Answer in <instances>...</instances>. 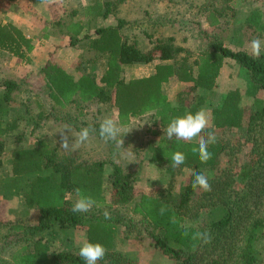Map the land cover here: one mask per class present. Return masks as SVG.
<instances>
[{"label":"trees","instance_id":"16d2710c","mask_svg":"<svg viewBox=\"0 0 264 264\" xmlns=\"http://www.w3.org/2000/svg\"><path fill=\"white\" fill-rule=\"evenodd\" d=\"M15 1L0 0V7L5 2ZM158 1L175 4L178 0ZM206 9L204 5L200 11L204 13ZM217 11L206 14L210 24L218 23ZM245 23L262 33V11L250 12ZM121 26L122 21H118L115 26L98 28L95 38L88 37V50L101 53L105 58V69L98 80L94 60L89 62V69L82 68V74L75 77L49 59L39 71L43 83L41 91L55 107L79 108L75 118H55L78 131L83 128L77 126L84 114L80 108L83 104L111 105L117 110L116 119L120 126L128 124L132 117L152 113L153 124L162 129L163 135L147 147L150 163L156 168L164 167L171 175L186 168L189 170L187 181L176 196L170 191H161L156 196L138 191L135 175L114 161L112 152H116L118 141L106 140L112 152H108L107 158L90 163L59 155L42 139H36L28 147H15L10 152V177L6 189L19 190L25 207L34 208L36 216L25 223L0 218V264H85L78 251L55 250L47 238L56 234L58 229L75 227L86 229L87 241L98 242L106 248L105 258L98 264H140L113 249L115 218L105 219L102 212L103 208L128 205H131L132 225L148 235L154 247L162 253L165 264H264V51L254 59L246 49L232 50L222 40L210 39L201 31L205 43L195 51L175 46L172 37L152 39L147 36L151 48L143 52L134 41L119 34ZM72 29L75 35L79 34L77 24L74 23ZM32 40L16 25L0 21V51L28 62V54L33 49ZM154 59L164 63L156 65L153 74L128 81L121 78L122 65L147 63ZM228 59L245 69L248 95L252 101L247 107L242 106L241 90L226 91L211 109V126L203 135L206 139L208 132L243 131L249 150L246 160L237 165V171H234L235 163L230 161L208 179L211 191L202 190L197 196L198 188L194 190L192 187L193 174L215 170L220 156H233L234 150L239 151L240 144L230 150L229 144L216 136V142L208 148L212 158L202 163L198 154L192 153L199 140L186 142L173 138L170 141L164 129L173 118L194 114L201 109L204 97L192 103L185 96L198 90L201 93L211 91L220 76L223 61ZM171 77L187 85L172 104L161 89ZM20 83L11 79L0 83L1 117L9 114V108L15 102L13 93L20 89ZM44 116L41 111L38 122ZM80 124L88 128L91 135L102 138L100 124ZM18 127L15 119L5 123L0 119V167L6 149L20 138L22 128ZM156 133L152 131L151 135ZM118 138L124 145L130 143L127 136ZM176 151L184 153L186 161L173 168L171 156ZM76 188L93 197L100 207L87 213H73L74 196L65 197ZM11 196L5 195L4 198ZM162 206L167 208L163 215L160 214ZM173 216L175 222L171 220ZM204 231L211 233L210 244L191 239L195 232ZM4 253L8 258L2 257Z\"/></svg>","mask_w":264,"mask_h":264},{"label":"rangeland","instance_id":"374dc122","mask_svg":"<svg viewBox=\"0 0 264 264\" xmlns=\"http://www.w3.org/2000/svg\"><path fill=\"white\" fill-rule=\"evenodd\" d=\"M211 0H181V6H185L183 29L185 31L182 37L183 41L181 43L184 45L188 43L190 46H197L200 43L201 38L198 37L197 30H199V20L200 17L196 13V7L198 4L208 3ZM262 1V2H261ZM219 3V1H216ZM221 4H224V0H220ZM70 2L60 0L56 2L53 7L48 9L49 17L53 21H49L46 24L48 29H51L56 36H58V28L56 26L59 24V19L65 14V5ZM250 8L256 7L261 8L264 12V0L247 1ZM195 5V9L193 6ZM264 16V15H263ZM3 14L0 13V18ZM201 21V20H200ZM198 22V24H196ZM191 26V27H190ZM207 31V29H206ZM211 31V30H210ZM256 35V36H255ZM250 33V40L253 38H260L264 40V31L262 33ZM61 43V42H60ZM59 43V41L52 42V47L50 50L45 52L40 50L39 54L43 55V61H57L60 64H65L64 61H69V55H65L66 51L64 47ZM187 44V47H190ZM186 46V45H184ZM249 51V49H247ZM44 51V52H43ZM47 53V54H46ZM38 55V54H37ZM36 55V56H37ZM11 56L0 51V83L4 80H17L20 81V89L13 93L15 97V102L9 108V114L6 117H1L0 119L3 123L12 122L14 119L17 120L19 128H22L20 132V138L17 142L12 143L9 148L6 149L5 153L2 155L4 165L0 168V218L6 217L10 221H23L25 218H35L36 211L26 210L23 207V198L20 197L18 193L19 190L13 188L6 189L9 172H10V152L15 147H28L31 146L36 139H42L47 142L51 147H54L59 154L62 155H73L81 160H86L88 162L92 160H97L100 158H106V154L112 150L108 147V143L105 139L97 137L96 134H90L89 138L80 142L78 138V133L80 131L75 130V128L56 120V117L68 116L75 118L79 108L76 106H69V108L60 109L50 104V101L41 91L43 88L42 80L39 78L29 77L30 63L24 64L19 60H11ZM74 58V56H73ZM79 59V60H78ZM91 56H88L87 52L84 55L77 56V60L81 64L85 61L88 62ZM227 61H230L228 59ZM86 62L84 67L87 68ZM237 68V66H236ZM242 69V68H241ZM243 70V69H242ZM244 71V70H243ZM138 73V74H142ZM240 73V72H239ZM241 74V73H240ZM243 76V75H242ZM244 79V78H242ZM217 83V84H216ZM242 93L241 105L247 107L252 101L251 95H248L247 84L243 80H238L235 82ZM216 85V86H215ZM215 87L205 93L201 91H194L185 96L187 101L196 103L198 99L202 96L204 97V104L201 108L206 109L209 117V127L211 126V109L215 107L223 96V93L227 91L229 86L234 85V81H228L226 74H221L220 79L215 82ZM186 84H179L177 82L168 83L164 85V89L169 96H171L173 103H176L178 94L186 90ZM2 88L0 86V92ZM81 112L83 116L78 120L77 126L85 128L80 123L85 124H101L105 118H113L115 121V114L112 112V106L103 105L93 102L90 104H83L81 107ZM101 109V111L99 110ZM43 112L45 116L38 122L37 116L40 112ZM247 114V110H245ZM103 114V116H102ZM136 121V120H135ZM38 122V123H36ZM135 123V124H134ZM82 128V129H83ZM156 131V135L152 136L151 132ZM162 129L158 125L153 124L152 113H147L141 116L137 123L133 122L127 127H121L120 135H126L130 141L127 145L120 143V138H118V148L115 149L116 152H112L117 158H114L115 162H118L125 166L128 171L132 172L136 177V189L140 192H144L151 196H156L161 191H170L176 196V193L183 187L188 179L189 170L186 168H181L174 172L173 175L167 173L164 167L158 166L157 168L150 164L149 158H142L143 153L149 155L147 147L158 141L159 137L163 135ZM17 133V132H16ZM128 134L133 137L128 138ZM218 139L226 142L234 150L235 147L240 144V149L234 150L233 156H220L219 166L213 171H205L204 175L211 179L218 171L223 167L229 165L232 161L235 163L236 167L234 171H237V165L242 164L246 158V152L249 150V143L246 141V137L243 131L235 130L232 132H221L216 133ZM61 137L66 138L67 145L65 146L61 142ZM199 137L193 141H198ZM9 142V139L7 140ZM227 152V151H226ZM136 155V156H135ZM139 157V158H138ZM202 192L201 189H197V196ZM5 195H12L11 198H4ZM107 195V194H106ZM131 205L128 206H113L110 208H103L102 212L105 211L110 213V216L115 218L116 234L113 239V249L122 253L126 257L135 259L140 264H165L164 257L160 250L154 247L152 241L149 239L148 235L138 227H134L132 214L130 213ZM128 222V223H125ZM69 239H64L58 237L56 241H51L53 248L55 250H66V251H79L80 246L83 243V237H79L77 234H70ZM108 235L105 234V238ZM2 257L8 258L7 254H3Z\"/></svg>","mask_w":264,"mask_h":264},{"label":"crops","instance_id":"0c3cea01","mask_svg":"<svg viewBox=\"0 0 264 264\" xmlns=\"http://www.w3.org/2000/svg\"><path fill=\"white\" fill-rule=\"evenodd\" d=\"M58 1L60 0L35 3L31 0H17L15 2H5L0 7V13L3 14V17L0 18V21L2 23H12L16 25L23 31V33L27 37H31L33 39V49L28 54V62L10 57L11 60H19L24 64L30 63L31 73L28 74L29 77L39 78V71L44 65L49 63V61H43V55L39 54L40 50L48 52L52 47L51 43L59 41V43L61 42L60 44L66 51L65 55H69V61H64V65L58 63L57 61L54 62L62 67L66 72L77 77V75L82 74V68H84V64L86 62L85 61L81 64L79 61H76L77 56L79 57L86 54L87 52L88 56H91V59L86 62V65L88 66L91 60L95 61L94 72L96 75V80H98L102 76L105 69V58L101 53L88 50V37L95 38L97 36L95 34V31L98 28L115 26L118 24V21H122V26L118 30L119 34L123 38H128L131 41H134L137 48L143 52L151 48V43L147 36H151L152 39H165L168 37H172L175 46L195 51L197 50V48H200V45L202 43H205L206 38H204V35L200 34L201 31L210 39L217 37L219 40H222L224 45L232 50L243 48L246 50L249 49V51H247L250 52V33H253L255 35L256 31L253 27H249L246 25L245 19L250 12H253L255 10H261L262 15H264V12L260 7L250 8L247 3L248 0H224L223 5L221 4L220 0H211L208 3L198 4L196 7V13H198L201 21L199 20L200 23L198 25L199 30H197V35L201 38V40L196 47H193L188 43L184 44L186 46L181 43V41H183L182 37L185 34V31L182 27L184 20L183 10L185 6H181L182 4H178L181 0H178L175 4H170L166 1L158 0H64L70 3L65 5V8H67V10H64L65 14L61 19H59V24L56 25L59 26L58 36H56L51 29H48V27H46V24L49 21H53L51 17H49L50 10L48 11V9L50 7H53V5ZM216 1H219V3H217ZM204 5L207 6V9L205 10L206 12L202 13L200 9H202ZM193 8L195 9V5L193 6ZM216 10H218L216 14L218 23L210 24V21L209 19H207L208 16L206 14H209L210 12H214ZM62 23H64L66 26H60V24ZM74 23L80 27V32L77 35L74 34L72 29ZM196 24H198V22ZM45 34H47L48 36H45ZM85 36H87V38H83ZM187 44L190 47H187ZM161 63L164 62L158 59H154L153 61L147 63H133L122 65L121 78L124 81H128L133 78L147 77L153 74L156 65ZM242 69L231 60L223 61V65L220 70V76L224 72L229 82L234 81V85L229 86L227 91L235 88L239 89V86H237V84L235 83L238 80H243L245 84L248 83L246 71L245 69H243L244 71ZM141 72L143 73L138 74ZM220 76L218 77V79H220ZM218 79L216 80V82L218 81ZM173 81L174 83L177 82V85L183 84L177 81L175 77H171L166 83H163L161 86L163 94L166 96L167 101L171 104L173 103L171 98L172 95L169 96L168 93H166L164 85L172 83ZM99 106L103 105L99 104ZM99 110L101 111L100 108ZM112 110L116 118L117 110L114 107H112ZM140 117H132L129 119L128 124L120 127H127L133 122L137 123ZM132 137L133 136L131 134H128V138L132 139ZM108 154L109 153L106 154V158L108 157ZM146 154L147 152L143 153L142 158H150V154ZM62 156L71 157L76 162L80 163H90L92 161H96V159L90 162L86 160L83 161L77 157H74L73 155ZM112 156L114 158H117L116 155L112 154ZM101 159L102 158L97 160ZM103 159H105V157ZM150 164L153 165L152 163ZM3 165L4 162L2 159V166ZM23 207L26 210H31L25 207L24 202ZM33 210L35 209L33 208ZM29 219H31V217L25 218V220L20 222L25 223L28 222ZM112 227L116 232V226L113 225ZM72 233L77 234L81 238L83 237V242L87 240L86 229L82 227H75L70 229L61 228L58 229L56 234L48 236L47 238L50 241L54 242L58 237H62L63 239L65 237V239H69L71 237L70 234Z\"/></svg>","mask_w":264,"mask_h":264},{"label":"clouds","instance_id":"9594fccd","mask_svg":"<svg viewBox=\"0 0 264 264\" xmlns=\"http://www.w3.org/2000/svg\"><path fill=\"white\" fill-rule=\"evenodd\" d=\"M45 2H51V0H45ZM250 54L256 59L261 56L262 51H264V40L260 38H253L249 42ZM209 128V117L206 109L201 108L196 113H188L182 117L173 118L164 129V134H166L168 140L176 141H193L199 137V142L197 147L192 148L193 154H198L199 159L202 163H206L212 158L211 152H209V145L216 142V136L214 132H208L207 138L205 139L204 133ZM121 133V127L118 123L111 117L105 118L99 128L100 136L105 140L117 141ZM90 130L88 128H83L78 133V138L80 142H84L89 138ZM61 142L66 146L67 140L61 137ZM123 144V141H119ZM186 161V156L184 153L176 151L171 156V166L173 168L184 164ZM194 179L192 183L193 189H201L205 192L211 191V184L209 183L208 177L203 173H194ZM74 196V203L72 205L71 211L73 213H87L90 212L94 207H100L98 202L83 192L82 189L76 188L73 193L66 195ZM167 211V208L162 206L160 209V214L163 215ZM105 219H110V213L105 211L103 213ZM172 222H175V217L171 218ZM187 235V233H185ZM191 239L193 241H198L203 244H210L212 241V236L209 231L195 232L192 234ZM106 248L100 243H93L85 240L79 248L78 255L85 261V264H98L99 261L104 260L106 255Z\"/></svg>","mask_w":264,"mask_h":264}]
</instances>
